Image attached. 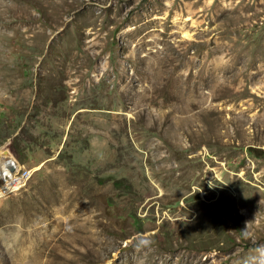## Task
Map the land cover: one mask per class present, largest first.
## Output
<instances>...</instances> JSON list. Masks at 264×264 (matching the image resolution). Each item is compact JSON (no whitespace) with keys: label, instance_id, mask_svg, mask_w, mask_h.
<instances>
[{"label":"rangeland","instance_id":"1","mask_svg":"<svg viewBox=\"0 0 264 264\" xmlns=\"http://www.w3.org/2000/svg\"><path fill=\"white\" fill-rule=\"evenodd\" d=\"M0 152V264H264V0H0Z\"/></svg>","mask_w":264,"mask_h":264},{"label":"bare ground","instance_id":"2","mask_svg":"<svg viewBox=\"0 0 264 264\" xmlns=\"http://www.w3.org/2000/svg\"><path fill=\"white\" fill-rule=\"evenodd\" d=\"M8 156L4 155L0 152V174L3 176H6V174L11 173L9 169H7L8 164H12L11 159H7ZM17 179H13V181L9 182L8 185L11 188H15L18 184ZM7 190H4L3 192H6Z\"/></svg>","mask_w":264,"mask_h":264},{"label":"water","instance_id":"3","mask_svg":"<svg viewBox=\"0 0 264 264\" xmlns=\"http://www.w3.org/2000/svg\"><path fill=\"white\" fill-rule=\"evenodd\" d=\"M7 169H9V171H12V170L15 169V167H14L13 164L10 163V164L7 165Z\"/></svg>","mask_w":264,"mask_h":264}]
</instances>
